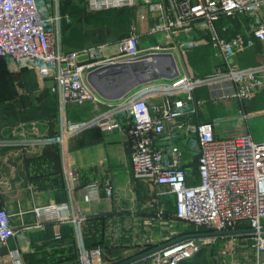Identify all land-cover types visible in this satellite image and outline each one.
<instances>
[{
  "label": "built area",
  "instance_id": "obj_1",
  "mask_svg": "<svg viewBox=\"0 0 264 264\" xmlns=\"http://www.w3.org/2000/svg\"><path fill=\"white\" fill-rule=\"evenodd\" d=\"M84 2L91 13L143 5L139 17H150L153 22L146 33L161 34L164 40L143 47L138 27L133 25L111 46V52L103 43L66 50L59 41L60 30L72 19L62 13L58 0H0V57L7 59L13 69H32L40 88L48 87L57 98L59 130L37 141L63 146L95 127L125 130L131 141L135 176L148 178L176 196L173 219L191 224L200 232L254 229L250 233L256 249L255 264H264V141L255 140L248 132L218 135L222 118L196 120L198 108L206 102L196 96V90L204 85H230L241 103L264 91V63L245 66L234 59L238 53L264 43V0ZM237 11L245 16L246 30L230 35L228 26L214 25L220 14ZM205 29L210 31L211 39L200 35ZM209 42L220 63L214 71L195 73L185 51ZM168 52L174 57L175 52L179 54L178 74L153 90L131 89L107 101L88 80V74L99 68L152 60L151 53ZM72 104L94 106L89 117L71 119L68 113ZM253 115L241 108L228 121L234 120L235 128ZM8 144L0 136V146ZM194 160L198 182L192 181L194 174L189 169ZM87 190V200L98 198V183L87 185ZM69 208L68 203L49 204L37 207V212L48 219L81 223L83 215H71ZM162 215L158 211L157 216ZM243 224L246 227H240ZM19 233L7 208L0 206V263L1 248ZM188 233L175 228L159 245ZM205 237L182 239L154 251L152 264H180L190 259ZM55 239L62 240L61 233H56ZM77 251L79 264H114L105 257L101 244L80 245ZM9 255L12 264H24L19 253Z\"/></svg>",
  "mask_w": 264,
  "mask_h": 264
},
{
  "label": "crops",
  "instance_id": "obj_2",
  "mask_svg": "<svg viewBox=\"0 0 264 264\" xmlns=\"http://www.w3.org/2000/svg\"><path fill=\"white\" fill-rule=\"evenodd\" d=\"M142 24H148V21ZM140 29L141 27L139 32L142 44L154 39L153 35L143 33ZM199 49L192 50L191 55L204 57L203 51ZM261 51L264 52V47ZM261 58L264 60V57ZM189 63L195 73H204L199 71L203 63L200 62L196 67L190 61ZM219 63L220 61L217 64ZM217 64H212L210 69L214 70ZM38 82L35 76L28 81V86L19 87L21 92L17 99L26 105L24 107L29 108L30 114H20L15 119V125L10 126L14 123V118L7 111L4 115L1 113V135H48L58 129L57 98L48 87L41 89ZM46 83L50 84V81ZM28 89L30 90L27 91ZM201 89L202 87L196 90V96L204 99V91ZM260 93L264 94V91L258 92V98L262 96L264 99V95ZM38 104L40 112L33 111ZM80 107L81 105L72 104L69 111L74 113V109ZM241 108L249 111L246 104ZM218 131L220 136L248 132L254 137L249 120L235 128L227 125ZM189 169L197 174L195 161L190 164ZM148 181L135 176L131 163V141L126 131L121 129H88L63 146H0V206L7 208L12 225L20 231L2 247V264H12L9 255L12 253H19L21 257L23 255L22 258L40 255L42 252L51 254L49 250L57 242H67L69 245L80 242L85 246L101 244L113 252L118 244L113 245L114 241L105 240L108 232L132 230L135 225L150 226L155 218L151 205L153 185L160 189L161 196H164L162 194L165 189ZM192 181L198 182L199 178ZM94 182L99 185L98 198L87 200V185ZM171 199L175 211L176 196L173 193ZM62 203L69 204L71 215H83V221L76 224L71 220L48 219L45 214L37 212V207ZM56 233H61L63 239L56 240ZM126 243L122 242L120 246L129 248ZM72 260V256H69L51 263L73 264Z\"/></svg>",
  "mask_w": 264,
  "mask_h": 264
},
{
  "label": "rangeland",
  "instance_id": "obj_3",
  "mask_svg": "<svg viewBox=\"0 0 264 264\" xmlns=\"http://www.w3.org/2000/svg\"><path fill=\"white\" fill-rule=\"evenodd\" d=\"M58 7L63 14L69 15L72 19L69 22L66 21L60 30L59 41L62 47L66 50H75L81 48L82 46L103 43L108 46L107 51L111 52V49L113 48L111 46H113L119 38L127 35L133 25H136L138 30L139 27H141L140 31L146 33L148 28L153 23L151 22L150 17H148V24H142L143 22H147V19H142L139 17V14H137V10L139 11L140 8H144L143 5L139 6L138 4L128 7L122 12H118L117 10H106L99 13H87L84 0H58ZM214 25L219 28L228 26L229 29L227 34L230 35L246 30L245 16L239 11L220 14L214 20ZM190 32L195 34V31ZM99 33H101L102 36H99ZM200 35H204L207 39H211V33L207 29L203 30ZM149 40V42H143L144 44H142V46L145 47L152 45L154 42H161L164 38L161 34H156L154 35L153 40ZM263 47L264 43H258L256 47L248 48L244 52L238 53L234 56L235 63L245 66L264 63V60H261V57H264V55H261ZM196 48H200L203 51L204 57L201 58L191 55V51ZM212 48L215 47L212 42H209L203 46L189 47L185 53L188 56L189 61L193 63L195 67L196 65L199 66L200 62L203 63L201 64L202 66L200 65L201 70L199 71L206 73L211 71L210 68L212 67V64H217L221 60L219 55H217L214 52L215 50ZM262 54H264V52ZM175 56L181 65L179 54L177 52H175ZM35 76L37 77L36 73L32 69H13V65H10L7 59L0 58V115L1 113H3V115L6 114L5 111H7V113L14 118V123L11 124L9 121L8 125L11 124L10 126H14L17 116L28 113L29 108L24 107L26 105H23L21 103L22 101L18 100L17 97L21 92V88L19 87L28 86V81ZM16 84H18V86ZM29 90L30 89L27 91ZM138 90H141V87H138L133 91ZM201 91H204L202 97L206 99V102L198 108V112L196 113L197 120L201 121L222 118V122L220 123L222 127L227 125L231 126L232 123H234V120L228 121V118L237 115L241 110L242 105L246 104V106L248 105L249 111L254 113V115L249 119V125L251 127V131L253 132L254 139L264 141V99L261 98V95H264L263 93H260V98H258L259 94L255 93L250 100L245 103H241L234 96V91L230 85H214L210 87L208 85H204L202 86ZM101 105L102 104H99V106ZM93 106V104L81 105L80 109H74V113L69 111L68 117L71 119L89 117ZM40 110V105L38 104V106H35L33 111L40 112ZM57 115L59 114L57 113ZM58 119L60 127L61 120L59 116ZM59 127L55 132L48 135L25 136L18 134L16 136L12 133L11 135L0 134V136L10 142L8 145H54L46 144L37 140L56 134ZM55 145L60 144L56 143ZM194 161L196 162V160ZM193 174V179L196 181V171H194ZM144 179L149 180L148 178ZM148 182L151 181L149 180ZM159 191L160 189L153 185L151 205L155 218H153V222L150 226L144 227L142 225V227H136L135 225L132 230L110 231L108 232V235H105V240L107 242L114 241L113 245L118 244L116 246L117 248L114 249L113 252L104 248L105 257L114 264L154 248L165 241V238L175 228L185 230L187 233L199 231L191 224L173 219L174 203L171 199V193L164 192V194H162L164 196H161ZM160 210L163 213L162 217L157 216V213ZM235 230H240V228ZM205 239L206 240L203 238L201 239L203 244L201 245L200 250L190 258L191 261L182 260L180 264L256 263V249L253 246V238L250 232L210 235L206 236ZM122 242H127L126 244H129L130 247L124 249V246H120V243ZM80 245H82L80 242H73L71 245L67 244V242H57L54 243L52 249L49 250L51 251V254L49 252H42L40 255H29L26 258L24 256L23 259H25V264H54L51 262H58V260L63 257L69 258V256H72V263L79 264L77 258V248H79ZM2 252L3 248H1V253ZM152 255V253L146 254L129 264H152ZM0 264H2V260Z\"/></svg>",
  "mask_w": 264,
  "mask_h": 264
},
{
  "label": "water",
  "instance_id": "obj_4",
  "mask_svg": "<svg viewBox=\"0 0 264 264\" xmlns=\"http://www.w3.org/2000/svg\"><path fill=\"white\" fill-rule=\"evenodd\" d=\"M154 63H158V69H147L146 61L137 62L134 64H115L103 68H99L88 74L89 82L94 88L104 97L114 96L115 99L121 97L125 91H129L131 86L138 85L146 81L156 80L160 78L171 79L178 74V67L174 55L172 53H151L150 55ZM172 58V66H169V58ZM254 229H230L223 231L210 232H192L182 235L170 242L157 245L148 251L139 253L117 264H129L143 257L146 254L165 247L166 245L186 238H198L210 235L219 234H234L240 232H252Z\"/></svg>",
  "mask_w": 264,
  "mask_h": 264
},
{
  "label": "bare ground",
  "instance_id": "obj_5",
  "mask_svg": "<svg viewBox=\"0 0 264 264\" xmlns=\"http://www.w3.org/2000/svg\"><path fill=\"white\" fill-rule=\"evenodd\" d=\"M176 57V56H175ZM174 57V58H175ZM168 58H169V56H168ZM178 61V59H177V57H176V59H175V61ZM146 61V63H145V65L147 66V69H150V68H152L153 67V69H158V67H159V65H158V63H154L153 61H151L150 59H148V60H145ZM177 61H176V65H178L177 64ZM172 64V58H169V66H172L171 65ZM218 65V64H217ZM216 65V66H217ZM216 69V68H215ZM214 69V70H215ZM213 70V71H214ZM166 82V79H164V78H160V79H156V80H151V81H146V82H143V83H141V84H138V85H133V86H131L130 88L131 89H136V88H138V87H141V89L143 90V89H146V90H153V88L154 87H157V85H159V84H162V83H165ZM130 89V90H131ZM128 91H125L121 96H124L126 93H127ZM105 98H107V101H112V100H114L115 99V97L114 96H109V97H105Z\"/></svg>",
  "mask_w": 264,
  "mask_h": 264
},
{
  "label": "trees",
  "instance_id": "obj_6",
  "mask_svg": "<svg viewBox=\"0 0 264 264\" xmlns=\"http://www.w3.org/2000/svg\"><path fill=\"white\" fill-rule=\"evenodd\" d=\"M124 9H126V8H123V9H114V10H117L118 12H122ZM86 12H87V10H86ZM87 13H91V12H87ZM96 13H99V12H96ZM101 33H99V36H102V34L100 35ZM197 165V164H196ZM240 227H246V225L245 224H243V225H240ZM88 246H94V245H88ZM187 261H191L190 259H187Z\"/></svg>",
  "mask_w": 264,
  "mask_h": 264
}]
</instances>
